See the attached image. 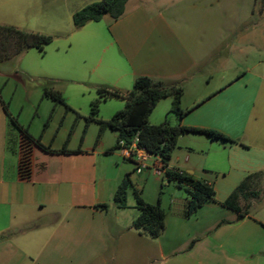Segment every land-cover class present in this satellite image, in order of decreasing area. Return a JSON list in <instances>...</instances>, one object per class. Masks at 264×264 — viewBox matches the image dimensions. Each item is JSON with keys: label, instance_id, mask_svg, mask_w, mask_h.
<instances>
[{"label": "crops", "instance_id": "0c3cea01", "mask_svg": "<svg viewBox=\"0 0 264 264\" xmlns=\"http://www.w3.org/2000/svg\"><path fill=\"white\" fill-rule=\"evenodd\" d=\"M81 1L89 2L84 3L85 7L100 0ZM167 3L129 0L125 14L117 21L111 20L106 31L102 26H91L92 23L75 29L85 32L79 36L77 48L62 57L58 65L76 72L78 62L89 59L107 69L113 77L110 84L124 93L133 88L139 76L182 86V107L188 111L182 120L170 113L172 98L167 97L157 104L150 123L160 124L166 116L170 119L173 115V125L215 130L237 141L227 143L205 135L183 134L178 142L180 148L184 147L182 157L177 154L173 160L175 150L167 168L205 181L214 187L216 195L224 192L217 201L221 205L247 177L264 176V130H250L249 126L259 98L264 112V75L254 73L255 66L239 78L211 89L213 75L206 66L217 55L221 37L215 27L206 31L203 20L219 13L165 12L160 7ZM83 7H68L71 22L74 13ZM0 24L24 28V23L0 20ZM235 93L241 95L239 100H235ZM188 97L193 99L188 101ZM243 111L245 120L238 122L236 114ZM188 135L199 138L184 143ZM18 137L0 102V264H264L263 184L250 188L256 195L249 200L239 198L242 210L249 205L248 214L241 219L237 211L227 207L224 217H210V212L205 214L209 203L195 213L207 217V230L215 228L216 251L176 252L172 244H162L157 251L153 247L140 252L144 234L133 232L135 217L124 223L122 211L126 209L114 201L119 185L131 176L130 169L117 164L115 177L99 179L96 169L87 166V159L101 151L42 154L34 148L31 178L22 180ZM200 145L206 146L207 156L196 162L193 154ZM110 150L103 153L114 154L107 152ZM152 158L163 167L159 157ZM233 173L239 185L228 182V175ZM209 174H216L217 180L212 181ZM181 217L175 220L177 225L183 224ZM222 221L228 223L221 224Z\"/></svg>", "mask_w": 264, "mask_h": 264}, {"label": "rangeland", "instance_id": "374dc122", "mask_svg": "<svg viewBox=\"0 0 264 264\" xmlns=\"http://www.w3.org/2000/svg\"><path fill=\"white\" fill-rule=\"evenodd\" d=\"M167 2L160 7L165 12L215 10L219 13V16L210 15L203 20L206 31L211 32L215 27V31L219 29V37H221L217 55L212 59V64L206 66V71L213 75L211 89L239 78L255 66L257 70L254 69V73L264 75V0H167ZM84 3L89 2L0 0V20L24 23V28L15 27L27 32L51 35L54 38L52 43L45 46L44 51L32 48L23 55H15L0 64V97L7 104L9 115L6 114L10 121L11 117H16L18 123L27 128L35 139L40 137L44 145L54 150L63 149L72 131L67 144L68 149L76 150L82 141V150L89 153L95 150L101 151L96 157L91 156L87 159V166L92 170L96 169L99 179L115 177L119 171L117 164L130 169L132 185L127 190L128 207L122 211L125 212L126 217L124 223L127 224L130 217L136 218L140 214L135 190L140 191L141 197L152 205H157L160 201L166 213V228L161 237H152L149 233L140 231L144 234L140 246H136L140 252L145 248L153 247L157 251L162 244H172L176 252L216 251L218 240L215 237V228L207 230L210 223L204 224L207 218L204 213L185 217L186 202L191 197L189 189L176 180H167L162 168L160 169L162 174H157L154 166L155 158L147 162L148 168L137 173L136 164L120 157L121 152L116 148L117 139L114 132L105 131L96 144L99 125L96 122L87 123L88 117L93 112V104L96 103L95 107L98 110L96 116L103 120L110 119L126 106L121 99L104 98L99 94L98 89L102 87L111 91L118 90L110 84L109 81H112L113 77L103 66L92 64L89 59L79 61L76 72L63 70L61 65H58L62 57L77 48L78 38L85 32L75 30L67 9L68 7L79 9L85 5ZM111 20L109 16H105L101 22L92 23L91 26H102L103 31H106ZM44 79L49 80L50 89L62 95L65 104L56 103L50 96L44 95L42 87ZM234 98L239 100L241 95L235 93ZM192 99L193 97H188V101ZM236 117L238 122H243L246 112L236 114ZM174 118L171 115L172 121L175 120ZM11 123L15 132L19 134L17 148L20 150L23 135L12 121ZM249 126H251L250 130L253 127L264 130V112L261 111L260 98ZM191 136L185 137L183 142L199 138ZM30 147L33 157V150L38 147L32 144ZM196 147L198 148L193 154V160L197 162L199 159L203 160L207 153L204 150L206 146ZM108 149L113 150L117 155H105L103 152ZM40 152L45 154L41 149ZM182 152L184 147L178 146L173 160H176L177 154L182 157ZM218 153L222 155L224 151ZM209 177L212 181L217 180L216 174H209ZM228 182L231 186L240 183L235 173L228 175ZM256 182L264 185V176L256 178ZM225 186L229 185L225 184ZM223 195L224 192L218 191L215 195L216 202L207 205L205 214L210 212L208 215L210 217H224L228 214L223 204L217 203ZM179 215L183 218L182 225H177L175 222ZM137 231L133 229V232Z\"/></svg>", "mask_w": 264, "mask_h": 264}, {"label": "trees", "instance_id": "16d2710c", "mask_svg": "<svg viewBox=\"0 0 264 264\" xmlns=\"http://www.w3.org/2000/svg\"><path fill=\"white\" fill-rule=\"evenodd\" d=\"M129 0H100L83 7L73 15V23L76 30H80L89 23H96L103 20L105 16H109L113 21L119 20L126 11V5ZM54 38L51 35L40 33L27 32L12 25L0 24V64L9 60L15 55H23L29 49L36 48L39 51H44L45 46L52 43ZM49 80H42L44 95L50 96L56 103L65 104V100L61 94L50 89L48 86ZM98 92L104 98L111 97L121 99L126 102L125 109L117 111L109 120H103L96 116V103L92 115L87 119V123L96 122L99 125V133L97 142L105 131L110 130L117 134V145L123 140L127 145L132 144L137 140V145L144 148L151 156L159 157L163 163L165 177L167 180H176L180 185L186 186L191 194L190 199L186 202L184 211L185 217H191L206 203L216 202L215 189L212 185L205 181L197 180L193 176L170 170L167 168L172 160L174 151L178 147L180 137L186 133L205 135L214 141H223L227 143H236L237 141L226 136L225 134L203 128H192L182 126L180 123L173 125L166 116L165 120L157 125L150 123V116L157 104L164 98L171 97L172 105L170 113L174 114L179 121L186 115L187 110L182 107V98L184 89L178 84H167L163 81L156 80L148 76H139L135 79L133 88L124 93L118 90H109L108 88H99ZM0 102L8 114L7 104L0 97ZM9 115V114H8ZM13 124L18 127L23 135V143L19 150V176L22 180H29L32 174V145L40 148L46 153H72L78 154L82 152V141L76 150L67 148L72 131L69 138L61 150H54L50 146H46L41 142L40 137L35 139L27 128L22 127L16 117H11ZM109 152H113L110 150ZM261 174H254L247 177L223 203L224 207L233 209L239 213L238 219L243 218L248 214L249 205L242 210L238 206L240 197L249 200L256 193L250 191L252 186L259 184L255 179ZM132 185L130 175H128L117 188L114 201L121 209L128 207L127 190ZM137 197L138 208L140 214L135 218L133 226L138 231L149 233L152 237H159L166 228V213L161 207V203L152 205L146 202L140 194V191L135 190ZM106 208L107 205H102ZM228 223L222 221L221 224Z\"/></svg>", "mask_w": 264, "mask_h": 264}, {"label": "built area", "instance_id": "2783aa9c", "mask_svg": "<svg viewBox=\"0 0 264 264\" xmlns=\"http://www.w3.org/2000/svg\"><path fill=\"white\" fill-rule=\"evenodd\" d=\"M119 150L121 152V156L124 159L131 160L136 164L137 171L141 173L143 169L148 168L147 162L150 160L151 155L144 149L140 148L137 145V140H135L132 144L127 145L123 140L119 142ZM156 168L157 174H162L161 168L164 170L162 166L159 164H154ZM165 172V170H164Z\"/></svg>", "mask_w": 264, "mask_h": 264}]
</instances>
